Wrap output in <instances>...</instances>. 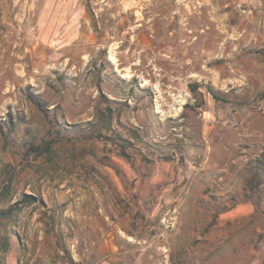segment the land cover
Listing matches in <instances>:
<instances>
[{"label": "rangeland", "instance_id": "obj_1", "mask_svg": "<svg viewBox=\"0 0 264 264\" xmlns=\"http://www.w3.org/2000/svg\"><path fill=\"white\" fill-rule=\"evenodd\" d=\"M8 209L0 264H264V0H0Z\"/></svg>", "mask_w": 264, "mask_h": 264}, {"label": "crops", "instance_id": "obj_2", "mask_svg": "<svg viewBox=\"0 0 264 264\" xmlns=\"http://www.w3.org/2000/svg\"><path fill=\"white\" fill-rule=\"evenodd\" d=\"M53 30H54V27H53L52 31ZM56 39H57V36L54 35L52 37V41H54ZM46 42H48V39L46 40ZM207 186H208V182H206V183L204 182V183H200V184L198 183L197 184V187L195 188V190H193L192 189V184H190V183H188V184H181L179 186V190L181 189V192H180L179 195H175L174 196V194H172V196L171 195H168V197H165V198L163 197L162 198L163 194H161L160 197L157 198V200H156L157 203H153L152 201H150V199H148V198L145 197V195H147V188L145 187L146 188V191L143 190V189L140 190V197H139L138 202L139 203H141V202H144V203H152L153 206H162V203L164 201L165 202H169L168 200H172V202H175L177 200L178 201L180 200L181 202H185L186 200H189L191 202V204H193L194 203L193 200H196L199 196L204 197V198L206 197V195L202 193L203 190L201 191V189H204ZM152 187H153V185H152ZM172 188L173 187L171 185L170 186V189H172ZM168 204H170V203H168ZM167 207H168V208H166V211L167 212L170 211V207H171V211L172 212L175 210L174 204H172V203L170 205H168ZM173 235L176 236V237L178 236V230L177 229L174 230ZM160 236H170L169 230L167 229V230H165V232L163 230L160 233ZM162 248L165 251H168V245L167 246H163ZM131 264H136V263H131Z\"/></svg>", "mask_w": 264, "mask_h": 264}, {"label": "trees", "instance_id": "obj_3", "mask_svg": "<svg viewBox=\"0 0 264 264\" xmlns=\"http://www.w3.org/2000/svg\"><path fill=\"white\" fill-rule=\"evenodd\" d=\"M195 87V86H194ZM208 91L213 95V96H215V94H214V91H213V89L211 88V87H208ZM29 198H31V200H29V202H34L33 200H35L32 196H29ZM7 213H10V210L8 209V210H1L0 211V216H2V217H6L7 216Z\"/></svg>", "mask_w": 264, "mask_h": 264}, {"label": "bare ground", "instance_id": "obj_4", "mask_svg": "<svg viewBox=\"0 0 264 264\" xmlns=\"http://www.w3.org/2000/svg\"><path fill=\"white\" fill-rule=\"evenodd\" d=\"M187 37V36H186Z\"/></svg>", "mask_w": 264, "mask_h": 264}]
</instances>
